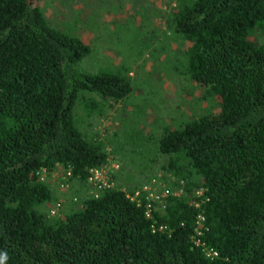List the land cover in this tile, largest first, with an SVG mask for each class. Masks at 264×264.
Masks as SVG:
<instances>
[{
    "label": "trees",
    "instance_id": "1",
    "mask_svg": "<svg viewBox=\"0 0 264 264\" xmlns=\"http://www.w3.org/2000/svg\"><path fill=\"white\" fill-rule=\"evenodd\" d=\"M40 1L0 0V264H264V0H179L170 13L186 72L219 111L164 129L165 208L153 201L147 215L138 183L129 193L141 204L113 187L56 218L43 211L53 200L43 171L88 184L108 154L81 123L97 97L127 98L132 81L83 70L91 47L51 27Z\"/></svg>",
    "mask_w": 264,
    "mask_h": 264
},
{
    "label": "rangeland",
    "instance_id": "2",
    "mask_svg": "<svg viewBox=\"0 0 264 264\" xmlns=\"http://www.w3.org/2000/svg\"><path fill=\"white\" fill-rule=\"evenodd\" d=\"M178 2L41 0L39 3L51 27L80 37L91 47V55L81 64L83 70L90 73L110 70L131 78L132 92L127 98L97 97L95 114L81 123L88 138L99 137L104 143L108 161L101 171L112 180L114 187L127 193L138 183L150 185L160 194L172 188L161 180V177L173 178L170 174L163 175L164 162L155 150L164 129L178 127L204 109L214 113L219 111L218 100L207 93V88L194 83L186 72L187 44L172 34L168 22ZM81 113L80 109L76 112L82 116ZM133 130L139 131L138 135L142 137L137 147H129L123 142L125 151L120 150L121 146L117 144ZM130 150L138 154H132L133 158ZM121 151H127L131 160L128 164H124V158L118 155ZM66 171L62 168L52 172L44 170L41 175L53 195V200L43 208L49 218L62 217L80 206L79 197L98 192L89 180L85 186V183L69 178L63 187L62 183L68 177Z\"/></svg>",
    "mask_w": 264,
    "mask_h": 264
},
{
    "label": "built area",
    "instance_id": "3",
    "mask_svg": "<svg viewBox=\"0 0 264 264\" xmlns=\"http://www.w3.org/2000/svg\"><path fill=\"white\" fill-rule=\"evenodd\" d=\"M103 168V167H102ZM116 168L119 169V164L116 165ZM66 176L65 177L62 186L65 187L67 184V179L71 178L72 176V172L71 170H67L66 171ZM89 182L94 185L98 192L96 193L95 197H98V194L101 190L104 189H108V188H113L114 184L112 182V180L107 179V176H105L103 174V172L101 171L100 168H95V169H91L90 173H89V177H88ZM156 183V182H155ZM142 192L146 194V201L148 202L147 204V215H150V212L153 209V205H151V203L153 201H157L160 202L161 206H164V202H163V198L164 196L168 195V192L166 191L164 194H160L157 190H155L152 186L150 185H145L142 188ZM135 196V198H134ZM134 196H130L128 195V197H130L133 201H137L139 204H141V198H142V193L140 191H137ZM215 254V253H214Z\"/></svg>",
    "mask_w": 264,
    "mask_h": 264
}]
</instances>
